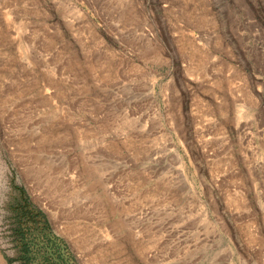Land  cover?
<instances>
[{
	"label": "rangeland",
	"instance_id": "rangeland-1",
	"mask_svg": "<svg viewBox=\"0 0 264 264\" xmlns=\"http://www.w3.org/2000/svg\"><path fill=\"white\" fill-rule=\"evenodd\" d=\"M0 264H264V0H0Z\"/></svg>",
	"mask_w": 264,
	"mask_h": 264
},
{
	"label": "bare ground",
	"instance_id": "bare-ground-1",
	"mask_svg": "<svg viewBox=\"0 0 264 264\" xmlns=\"http://www.w3.org/2000/svg\"><path fill=\"white\" fill-rule=\"evenodd\" d=\"M25 59V58H24ZM2 77V76H1ZM2 95V94H1Z\"/></svg>",
	"mask_w": 264,
	"mask_h": 264
}]
</instances>
